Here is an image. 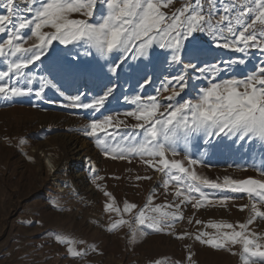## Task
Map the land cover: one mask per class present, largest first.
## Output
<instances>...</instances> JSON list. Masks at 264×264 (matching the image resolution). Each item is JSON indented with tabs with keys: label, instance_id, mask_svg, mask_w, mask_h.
<instances>
[{
	"label": "snow or ice",
	"instance_id": "obj_1",
	"mask_svg": "<svg viewBox=\"0 0 264 264\" xmlns=\"http://www.w3.org/2000/svg\"><path fill=\"white\" fill-rule=\"evenodd\" d=\"M174 3L175 0H0L3 10L0 11V35H6L0 39V58L5 65L0 69V98L8 100L33 94L31 86L35 76L30 68L38 61L43 62L53 42L80 45L110 60L109 71L113 76L119 75L131 54L133 61H141L143 65L131 69L143 80L141 88L152 83L143 63L152 62L150 50L154 45L166 50L170 54L168 63L177 66L176 72L165 78L156 89L157 94L125 97L126 103L135 106L134 110L92 119L86 134L97 137L96 144L106 158L131 162L132 158L139 157L142 163L162 173L167 177L163 180L165 193L171 185L179 202L153 206L150 195L147 204L134 217L135 226L119 218L110 223L108 230L128 225L134 242L138 235L145 234L141 228L154 232L173 229L174 222L183 219L182 205L191 204L199 210L205 206L226 207L230 200L236 199L209 196L203 188L243 193L249 200V204L240 206V211L248 209L249 212L245 222L234 225L210 221L205 227L215 231L211 234L199 231L195 239L214 249L231 251L239 245L242 264H264V234L250 229L258 218L264 220V179L224 176L222 182L212 181L194 170L200 163L197 159L185 154L187 166L181 160L168 159L169 155H178L177 145L187 146L196 135H202L207 144L219 137L233 139L234 143L247 139L250 147L258 143L264 150V59L242 78L235 75L221 78L246 65L253 49L264 57V0H183L179 8L172 10ZM100 8L104 11L100 12ZM75 15L84 18H73ZM196 33H207L216 48L241 55L208 63L201 59L203 50L193 43ZM218 78H221L219 82ZM201 79L209 80L207 86L194 88L191 99L177 100L190 81ZM46 87H55V84L41 78L35 97L42 98ZM116 87L111 82L105 85L102 94L90 100H86V92L65 94L59 88L56 90L65 101L61 107L98 113L105 108ZM161 93H170L163 96L168 103L161 102ZM121 115L136 123L128 124L120 119ZM258 172L264 177V167ZM104 195L109 197L105 212H115L120 217L121 209L115 206L108 192ZM135 208V204L124 202L123 213H131ZM188 235L184 233L176 238L184 239ZM55 239L67 245L70 256L85 254L76 250L77 241L59 234ZM187 259L191 264V254ZM154 264H167V261L157 260Z\"/></svg>",
	"mask_w": 264,
	"mask_h": 264
},
{
	"label": "rangeland",
	"instance_id": "obj_2",
	"mask_svg": "<svg viewBox=\"0 0 264 264\" xmlns=\"http://www.w3.org/2000/svg\"><path fill=\"white\" fill-rule=\"evenodd\" d=\"M182 3L183 0H175L172 10ZM103 11L100 8V12ZM73 18L84 17L75 15ZM195 37L193 43L203 50L201 59L208 63L241 55L216 48L207 33H196ZM4 38L6 35H0V39ZM150 57L151 63H143L147 65L145 71L152 83L141 88L143 80L131 69L143 65L141 61H133L131 54L119 75L113 76L109 71L110 60L80 45L65 46L53 42L42 58L43 62L38 61L30 68L35 76L31 86L33 94L8 100L0 98V264H154L157 260L167 261V264H189L187 257L190 254L191 264H242L239 245L232 247L231 251L214 249L201 244L195 235L199 231L213 233L214 229L205 227L210 221L234 225L245 222L249 212L248 209L240 211V206L249 204V200L243 193L203 188L209 196L236 199L230 200L226 207L205 206L196 210L191 204L182 205L183 219L174 222L173 229L154 232L141 228L145 234L138 235L134 242L128 225L108 230L110 223L119 218L135 226L134 217L147 204L150 195L153 196V206L179 202L171 185L165 193L163 180L167 177L162 173L142 163L139 157L132 158L131 162L106 158L96 144L97 137L86 134L92 119L134 110L135 106L126 103L125 97L156 95V89L165 78L175 74L177 66L169 65L170 54L166 50L154 45ZM261 59L264 57L253 49L246 65L221 78L233 75L242 78ZM4 68L3 58H0V69ZM41 78L52 81L55 87H46L42 98L38 99L34 92L40 90ZM111 82L117 85L116 90L100 112L61 107L65 101L57 88L65 94L86 92V100H90L102 94L105 85ZM208 83L206 79L190 81L177 100L193 98V89ZM169 94H160L162 103H168L163 96ZM120 119H125L128 124L136 123L123 115ZM123 131L122 127L121 135ZM103 136L101 133L100 137ZM68 137L81 138L86 146L77 163L68 158V144L65 142ZM204 140L202 135L194 136L187 146L177 145L178 155H169L168 159L181 160L187 166L184 161L187 154L200 161L194 166L197 174L212 181L222 182L224 176L264 179L258 172L264 167V150L258 143L250 147L247 139L234 143L233 139L219 137L211 144ZM40 149L50 159L53 170L45 166L44 153L42 155ZM77 170L84 177L79 182L73 175ZM96 176L103 179L96 180ZM138 176L151 179L137 180ZM83 180L89 189L83 186ZM104 192H108L115 206L121 209L120 217L115 212H105L109 197ZM124 202L133 203L136 208L131 213H123ZM197 220L201 223L197 224ZM250 229L264 234V220L258 218ZM184 233L190 235L184 239L176 238ZM58 234L77 241L76 250L85 254L70 256L67 245L56 241Z\"/></svg>",
	"mask_w": 264,
	"mask_h": 264
},
{
	"label": "bare ground",
	"instance_id": "obj_3",
	"mask_svg": "<svg viewBox=\"0 0 264 264\" xmlns=\"http://www.w3.org/2000/svg\"><path fill=\"white\" fill-rule=\"evenodd\" d=\"M66 136V135H65ZM62 137V136H61ZM67 144H68V151H67V155H68V158H71L73 159V161L75 163L78 162V160L81 159L82 157V154L84 152V150H86V146L83 144V140H81V138H78V137H68L66 138V141H65ZM87 143V142H86ZM36 149V148H35ZM43 151H45L46 149H42ZM41 149L39 150V152H41V154L43 155V157L45 158V166L47 165L48 168H50L51 170H53L54 166L52 165L50 159L48 157L45 156V152H43ZM76 165V164H75ZM74 175V179L76 181H82V178L83 177V173H80L79 170H77L76 173L73 174ZM81 183V182H80ZM83 186L86 188V189H89L90 187H88L86 184H84V180H83ZM94 194V193H92ZM96 195H94L93 197H95ZM90 198H92L90 196ZM95 199V198H94Z\"/></svg>",
	"mask_w": 264,
	"mask_h": 264
},
{
	"label": "crops",
	"instance_id": "obj_4",
	"mask_svg": "<svg viewBox=\"0 0 264 264\" xmlns=\"http://www.w3.org/2000/svg\"><path fill=\"white\" fill-rule=\"evenodd\" d=\"M46 153H47V151H46ZM40 158V157H39Z\"/></svg>",
	"mask_w": 264,
	"mask_h": 264
}]
</instances>
